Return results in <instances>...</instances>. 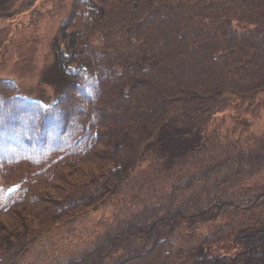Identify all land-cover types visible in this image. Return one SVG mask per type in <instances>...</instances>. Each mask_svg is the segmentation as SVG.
Wrapping results in <instances>:
<instances>
[{"label":"trees","instance_id":"1","mask_svg":"<svg viewBox=\"0 0 264 264\" xmlns=\"http://www.w3.org/2000/svg\"><path fill=\"white\" fill-rule=\"evenodd\" d=\"M65 3L57 95L0 80V264H264V0Z\"/></svg>","mask_w":264,"mask_h":264},{"label":"rangeland","instance_id":"2","mask_svg":"<svg viewBox=\"0 0 264 264\" xmlns=\"http://www.w3.org/2000/svg\"><path fill=\"white\" fill-rule=\"evenodd\" d=\"M66 1L0 0V80L3 77H15L25 94L43 102L51 101L55 94L54 86L48 82L51 80L46 74L61 83L54 67L50 71L47 68L56 58V42H62V22L66 21L71 7L65 4ZM248 118L252 130H262L264 108L258 109ZM14 173L19 174L16 171ZM92 213L79 217L84 221L76 228L86 233L87 226L92 224L91 218L97 215L96 222L99 215V211ZM59 242L62 240L60 232H57L51 244Z\"/></svg>","mask_w":264,"mask_h":264}]
</instances>
